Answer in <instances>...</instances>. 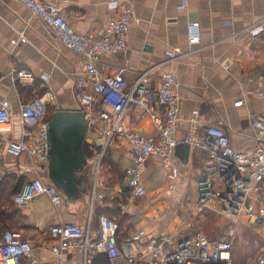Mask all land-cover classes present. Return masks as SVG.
<instances>
[{"label": "built area", "instance_id": "2783aa9c", "mask_svg": "<svg viewBox=\"0 0 264 264\" xmlns=\"http://www.w3.org/2000/svg\"><path fill=\"white\" fill-rule=\"evenodd\" d=\"M6 1L22 4L30 11L31 17L38 18L59 42L78 56L82 72L76 80L79 89L76 110L84 113L86 136H104L100 145L90 143L93 156L88 164L91 163L93 170L86 221L83 225L59 221L47 230L50 239L48 251L54 264H66L76 256L79 264H92L93 258L99 254L106 256L107 264H264V248L262 255L245 262L235 261L232 257L236 223L245 221L255 230L264 227V115L247 114L248 124L256 132V144L243 152L234 149L221 127L207 125L201 134L195 131L188 133L181 142L192 150L207 153L194 183L193 200H189L184 212L177 216L172 232L137 229L119 242L122 231L114 219L101 215L98 221H93L97 204L106 198L99 182L103 158L115 140L131 146V165L125 170L123 188L113 196L119 202L121 214L130 213L133 201L146 198L143 176L151 157L160 159L167 182L171 186L174 184L181 165L174 155L176 146L180 144L177 139L179 96L176 77L170 72L162 73L159 88L152 93L148 80L161 64L140 72L129 87L123 78L125 66L118 67L109 75H104L98 67L106 56H118L127 51L129 29L137 21L129 5L120 7L114 1L109 2L110 8L119 7L118 15L95 38L73 29L56 6L47 0ZM184 8V3L178 6L180 10ZM223 24L232 26L233 21H224ZM197 28L198 23L189 25L191 36L197 35ZM240 32L263 34L264 17ZM22 41L23 33H19L15 42ZM173 59L175 55L171 53L166 62ZM9 77L15 85L48 80L31 70L15 67L10 69ZM251 93L264 99V91L260 88L252 89ZM153 100L156 108L152 106ZM47 106L45 95L20 103L21 132L18 138H13L11 104L7 99L0 101V160L4 153L12 157L26 155L29 159L28 166L18 165L14 172L0 166V182L12 174L25 178L20 191L12 197V202L21 210L28 208L37 197L44 196L60 212L64 200V195L43 177L49 162ZM106 106L110 112L103 108ZM127 113L134 114L136 118L148 116L154 126L153 132L143 135L126 128L123 119ZM198 114V111H193L191 121ZM99 122H105V127H99ZM97 146H100L99 151L95 149ZM28 174L34 177L30 178ZM125 189L129 192L126 201ZM206 213L229 221L226 229L215 239L205 233ZM165 217L166 213L162 212L155 219ZM34 252L33 243L24 237L21 230L3 231L0 264H43L36 259Z\"/></svg>", "mask_w": 264, "mask_h": 264}, {"label": "crops", "instance_id": "0c3cea01", "mask_svg": "<svg viewBox=\"0 0 264 264\" xmlns=\"http://www.w3.org/2000/svg\"><path fill=\"white\" fill-rule=\"evenodd\" d=\"M47 1L56 6L73 29L95 38L118 15L119 7L112 9L108 6L109 2L114 1L120 7L129 5L137 21L129 29L128 49L122 55H108L102 59L98 64L102 73L113 74L118 67L125 66L123 78L129 87L140 72L161 64L149 78L148 87L154 93L159 88L162 73L175 75L179 96L177 139L180 143L188 133L195 131L201 134L204 126L213 125L226 132L230 144L237 151L243 152L255 146L256 132L249 126L247 114L254 112L264 115V99L251 93L254 88L264 91V33L250 35L240 31L264 17V0ZM181 3L185 4L182 10L178 9ZM224 21H233V25L226 26ZM193 23H198L195 36L189 32V25ZM19 33H23L24 41L16 43ZM171 53H174L175 59L166 62ZM78 61V56L59 42L38 18L31 17L30 11L22 4L0 0V101L7 99L11 104L13 138H18L21 132L19 105L25 102L20 92L21 86L39 82L40 87L46 90L44 95L48 106L54 111L77 109L79 89L76 80L82 72ZM12 67L31 70L38 77L44 76L48 80L15 85L9 77ZM29 95L33 97L34 93ZM152 106L156 108L155 100ZM103 108L110 112L109 107ZM193 111L199 114L191 121ZM123 124L143 135L151 134L154 130L148 116L136 118L134 114L127 113ZM105 125V122H99V127ZM86 140L100 145L104 136L93 134L86 136ZM130 152V145L115 140L105 157L123 172L131 165ZM206 157L205 151L192 149L186 163L176 157L181 165L172 189L165 178L160 159L151 157L143 176L147 196L130 204V213L126 215L131 220L121 231L126 234L137 229L169 232L175 217L185 210L179 205L180 198L187 201L190 196L193 197L192 189ZM28 161L26 155L12 157L4 153L0 166L14 172L18 165L28 166ZM28 176L34 177L33 174ZM109 178L106 172L101 185V192L106 194V198L96 208H118L119 202L113 196L123 186L118 184L111 187ZM45 180L49 181L47 178ZM166 189L171 192V198L163 196ZM88 194L82 196V203H79L82 211L76 202L65 200L60 212H57L44 196L37 197L28 208L22 210L27 227L22 232L33 243L36 259L43 264H54L53 256L48 251L50 239L47 230L59 221L83 225L87 216ZM162 212L166 213V217L155 219ZM263 248L264 241L263 246L261 242L260 251L263 252ZM68 263L79 264V257H74Z\"/></svg>", "mask_w": 264, "mask_h": 264}, {"label": "water", "instance_id": "95a60500", "mask_svg": "<svg viewBox=\"0 0 264 264\" xmlns=\"http://www.w3.org/2000/svg\"><path fill=\"white\" fill-rule=\"evenodd\" d=\"M87 122L77 110H57L50 117L47 128L48 168L43 174L65 200L74 201L81 190L82 173L92 158V145L86 140ZM96 151L100 146L95 147ZM188 144L176 146L174 155L186 163Z\"/></svg>", "mask_w": 264, "mask_h": 264}, {"label": "trees", "instance_id": "16d2710c", "mask_svg": "<svg viewBox=\"0 0 264 264\" xmlns=\"http://www.w3.org/2000/svg\"><path fill=\"white\" fill-rule=\"evenodd\" d=\"M20 92L21 95L25 97V102H28L36 97L43 96L46 90L44 87H40L39 82H35L31 86H21ZM32 93H34L33 97L29 95ZM54 112V109L51 106H48L46 119L49 120ZM102 163L105 165V167H108L110 186L113 187L118 184L123 186L125 180V171H119L117 166L111 163L110 160L105 156ZM24 181V177L10 175L0 182V239L3 231L7 229L22 231L27 228L25 215L22 213V210L18 209L12 202V197L20 191ZM78 195L79 192L77 193V196ZM123 195L124 200L126 201L129 198V192L127 189L124 190ZM101 215H106L114 219L120 229H122L126 224L130 223L131 220V217L121 214L118 208L111 210L106 207H100L94 210L93 221H98ZM126 233L124 231L119 235V242L126 236ZM21 264L26 263L22 262ZM92 264H107V258L104 254H99L93 258Z\"/></svg>", "mask_w": 264, "mask_h": 264}, {"label": "rangeland", "instance_id": "374dc122", "mask_svg": "<svg viewBox=\"0 0 264 264\" xmlns=\"http://www.w3.org/2000/svg\"><path fill=\"white\" fill-rule=\"evenodd\" d=\"M88 143H90L88 141ZM107 156V153H106ZM29 162V161H28ZM29 164V163H28ZM90 171H88V173L86 174V176L82 177V187L85 191V193L80 192L79 195L77 196V198L75 199V201L72 202H76L77 207H79V209H81L80 211H82L83 207L80 205L79 203H82L81 198L82 196H85L87 192H89V188L91 186V178H92V167L90 165L89 167ZM108 172L107 170V166L105 167V165H103V168L101 170V173L99 174V182L102 185V180L104 177V174ZM109 174V173H108ZM170 189L173 188V185L171 186L169 184ZM168 189H166V194H164L163 196L166 197H170L171 198V192H169L168 194ZM192 191L194 192V190L192 189ZM81 196V197H80ZM191 200H193V197L190 196ZM189 198V199H190ZM184 199V198H183ZM188 199V200H189ZM187 201H183L180 198V206L185 207V205L187 204ZM65 199L63 200L62 205L64 204ZM72 202H70V204H72ZM69 203V202H68ZM61 205V207H62ZM209 213V212H208ZM208 213H206L205 217H204V229H205V233L209 238H214V237H218L220 236L221 232L224 231V229H226V227L229 225V221H224V218H221L219 216H213V215H208ZM176 218L173 220V222L170 224L169 226V231L172 232L173 228H174V224L177 222ZM224 219V220H223ZM228 224V225H227ZM236 227V233L234 236V239L232 241V257L235 261L238 262H245L247 260H249V258H257L258 256L262 255L263 252L260 251V247H261V242H262V246H263V237H264V227H262L261 229H259V232L257 230H254L253 227L248 226L245 221H241L239 223H236L235 225ZM261 232V233H260ZM38 235V233H37Z\"/></svg>", "mask_w": 264, "mask_h": 264}, {"label": "flooded vegetation", "instance_id": "af4514ba", "mask_svg": "<svg viewBox=\"0 0 264 264\" xmlns=\"http://www.w3.org/2000/svg\"><path fill=\"white\" fill-rule=\"evenodd\" d=\"M88 171H89V164H87V166H86L84 172L82 173V177H83V176H86V174L88 173Z\"/></svg>", "mask_w": 264, "mask_h": 264}]
</instances>
